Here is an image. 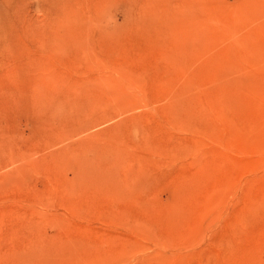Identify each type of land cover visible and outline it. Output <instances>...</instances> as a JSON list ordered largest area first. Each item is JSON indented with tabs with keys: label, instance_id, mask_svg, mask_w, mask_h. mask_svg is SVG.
I'll list each match as a JSON object with an SVG mask.
<instances>
[{
	"label": "rangeland",
	"instance_id": "obj_1",
	"mask_svg": "<svg viewBox=\"0 0 264 264\" xmlns=\"http://www.w3.org/2000/svg\"><path fill=\"white\" fill-rule=\"evenodd\" d=\"M0 264H264V0H0Z\"/></svg>",
	"mask_w": 264,
	"mask_h": 264
}]
</instances>
